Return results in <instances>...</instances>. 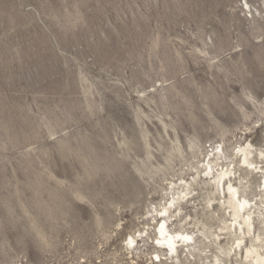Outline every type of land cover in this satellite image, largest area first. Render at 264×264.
<instances>
[{"label":"rangeland","instance_id":"obj_1","mask_svg":"<svg viewBox=\"0 0 264 264\" xmlns=\"http://www.w3.org/2000/svg\"><path fill=\"white\" fill-rule=\"evenodd\" d=\"M226 169L259 203L264 0H0V264H158L163 207L181 264H246Z\"/></svg>","mask_w":264,"mask_h":264},{"label":"bare ground","instance_id":"obj_2","mask_svg":"<svg viewBox=\"0 0 264 264\" xmlns=\"http://www.w3.org/2000/svg\"><path fill=\"white\" fill-rule=\"evenodd\" d=\"M239 153L241 154L242 166L246 169H253L256 171L257 167H254V163L249 160L250 155H252L251 145H249L248 148H241ZM207 167L208 171H210L209 173H211L213 170L210 166V162ZM262 173L264 174V171H262ZM235 174L233 170L226 169L216 173L212 177L213 185L218 192L223 194V200H225L221 203L218 202V204L228 209V215L231 218V223L227 226L225 225V230L228 231V236H234V240L237 244L234 253L235 255H240L243 263L264 264V251L261 252V249L264 248V240L260 238L259 234L255 235V218L260 219L261 223H263L262 219L264 220V181L261 183L263 189L261 190L262 195L258 203L257 201L248 199V197L240 192L238 186L232 184V177ZM179 201V197L170 201V207L173 206L175 202ZM168 214L169 208L167 207H163L157 213V216L161 217L163 221L159 225L156 234V236H158L156 237V242L160 250L166 251L167 253L164 255L156 253L155 260L158 264H162L163 261L167 262L169 260L172 262L171 264H181V255H183L184 252H187L188 256H193L195 253L200 252L201 249L197 247V240L192 235L180 232L171 233L168 231L166 227L167 221L163 219ZM254 214H256L255 217ZM169 217H171L170 214ZM251 234L253 238L250 239L249 246L243 245L244 239ZM128 242L129 246L132 247L136 241L133 237H130ZM237 250L238 254L236 253ZM214 262L217 264L219 260L214 258Z\"/></svg>","mask_w":264,"mask_h":264}]
</instances>
